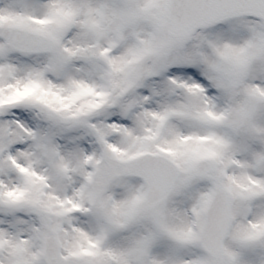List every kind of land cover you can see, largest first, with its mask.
<instances>
[{
	"label": "snow or ice",
	"instance_id": "obj_1",
	"mask_svg": "<svg viewBox=\"0 0 264 264\" xmlns=\"http://www.w3.org/2000/svg\"><path fill=\"white\" fill-rule=\"evenodd\" d=\"M0 264H264V0H0Z\"/></svg>",
	"mask_w": 264,
	"mask_h": 264
}]
</instances>
